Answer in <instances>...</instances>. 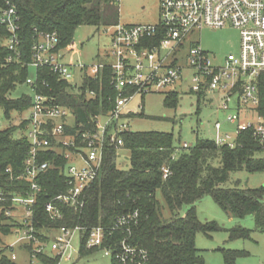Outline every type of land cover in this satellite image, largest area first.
Instances as JSON below:
<instances>
[{
  "label": "trees",
  "instance_id": "16d2710c",
  "mask_svg": "<svg viewBox=\"0 0 264 264\" xmlns=\"http://www.w3.org/2000/svg\"><path fill=\"white\" fill-rule=\"evenodd\" d=\"M13 5L19 18V56L12 55L4 41L6 29L0 26V108L8 118L10 112L21 115L31 105L30 95H21L13 100L8 94L19 85H25L29 77L27 64L31 61V46L34 32H56L60 47L72 43L73 34L82 26L114 27L118 22V0H0V11L6 3ZM149 45L156 43L150 40ZM12 55V61L8 57ZM40 81L49 83L50 90L38 92L53 96L56 104L72 111L73 126L66 127V133L73 135L78 130L93 129L92 119L105 115L113 107L117 93L110 87L112 69L104 67L96 79L81 73V84L74 86L70 81L59 80L47 69L37 71ZM258 106L255 114L264 118V73L258 79ZM92 92V95H89ZM201 100L197 96V102ZM164 104L176 107L177 93H169ZM132 115L127 114L124 118ZM82 125L81 128L79 126ZM25 129V122L10 125L0 131V190L5 196L25 192L28 184L23 180L15 181L23 171V162L29 151V144L22 138L14 137ZM123 149L129 152V168L119 170L116 165L117 152L114 146L104 149L103 161L97 180L87 193L81 212L59 205L62 219L51 221L44 205L65 190L62 168L65 161L53 150L40 155V161L49 162V168L39 177L43 192L32 207L33 228L38 237L47 239L62 227L74 226L109 227L116 217L138 211L140 218L133 226L129 237L117 232L102 245L118 250L123 238L147 253V264H204L195 246V237L201 233L209 237L211 233L222 230L216 223H201L196 216L194 205L203 197L213 202L230 218L251 217L256 230L264 231V188H225L229 175L244 171L249 174L264 171V148L249 131L239 132L235 137L236 146H217L213 140L196 139L195 144L183 148L175 156L173 134L158 132L126 131L120 135ZM9 169L10 173L6 170ZM169 175L163 178V170ZM9 207V203L5 204ZM189 207L184 216L179 211ZM167 212V216L165 213ZM21 225L11 217L0 213V235L8 236L12 230L16 234ZM228 240H247L250 231L235 227L226 231ZM43 233V234H41ZM23 249L30 251L27 245ZM101 248V249H102ZM101 249H86L80 242L79 257ZM223 264H235L243 253L219 249ZM46 264L57 263V258L40 255ZM111 264H120L112 257ZM12 261V260H11ZM0 264H11L5 257Z\"/></svg>",
  "mask_w": 264,
  "mask_h": 264
},
{
  "label": "built area",
  "instance_id": "2783aa9c",
  "mask_svg": "<svg viewBox=\"0 0 264 264\" xmlns=\"http://www.w3.org/2000/svg\"><path fill=\"white\" fill-rule=\"evenodd\" d=\"M0 26L7 32L4 47L12 55L19 56V18L15 7L8 2L0 11ZM228 27L239 36L237 55H228L216 66L212 63L215 56L204 52L199 43H193L185 62L178 61L190 33ZM108 31L112 62L89 67L78 61L68 62L69 57L81 56L74 43L61 48L56 32L33 30L35 40L31 46V61L27 64L28 69L33 70V77L29 75L25 81L31 91V105L21 120L25 122L21 137L29 144V151L21 175L14 179L27 183L28 190L10 197L0 190V213L21 225L14 245L29 246L28 253L33 259L44 255L48 248L59 264L62 259H70L67 254L76 234L86 249H101L113 234L121 232L129 237L131 228L137 225L140 215L133 211L116 217L109 227H62L42 239L33 228L32 207L43 192L39 177L50 166L49 162L40 161V155L53 150L65 161L62 168L65 190L50 199L44 210L51 221L62 219L59 205L76 212L83 210L87 193L98 178L105 147L119 149L122 146L120 135L129 131L124 117L130 112L125 108L138 95L173 92L174 87L183 82L188 84L187 92L200 96L201 100L207 94L219 95V109L234 111L226 116V122L235 127V137L239 132L249 131L264 148V118L254 112L259 102L258 79L264 73V0H159L158 23L129 26L119 23ZM153 39L156 43L150 46L148 42ZM12 55L8 62L12 61ZM106 66L112 69L109 85L117 93L113 107L107 114L93 117V129L68 135L66 127L73 126L72 111L57 105L55 97L38 92L41 88L49 91L50 85L39 82L37 71L47 69L59 80L70 81L74 69L96 79ZM138 108L142 109V105ZM214 131L215 145L236 146L235 137L223 132L220 122L214 123ZM168 175L164 169L163 178ZM7 203L9 207L5 206ZM16 209H22L24 215H16ZM118 248L104 247L101 251L120 264H147V253L131 245L126 238L120 241ZM11 260H15L14 255Z\"/></svg>",
  "mask_w": 264,
  "mask_h": 264
},
{
  "label": "rangeland",
  "instance_id": "374dc122",
  "mask_svg": "<svg viewBox=\"0 0 264 264\" xmlns=\"http://www.w3.org/2000/svg\"><path fill=\"white\" fill-rule=\"evenodd\" d=\"M118 22L124 26L129 25H152L159 22V0H118ZM111 36L108 28L104 27H79L73 34L72 43L80 51V57H69L68 62H76L86 66H94L98 63L110 64L112 59L109 57ZM185 46L181 52L179 62H185L189 46L199 43L200 48L210 56L214 55L212 63L216 66L222 64L228 55H237L239 48L238 33L231 28L211 31L203 29L200 32L190 33L185 41ZM29 75L33 77V70H29ZM70 83L79 87L81 84V71L74 69ZM187 83L177 84L173 92L178 95L176 107H167L164 104L166 96L170 90L161 93H150L144 96H136L127 104L125 111L132 113L124 120L132 132H158L173 134V146L177 148L175 156L195 144L196 139L212 140L215 135L214 123L222 124V131L233 134L235 137V127L226 122V116L232 114L219 109V95L207 94L204 100L197 102V96L187 92ZM31 95L30 89L26 85H19L14 91L8 94V99H17L21 95ZM142 105V109L138 107ZM233 106V102L230 103ZM28 113L23 112L19 115L10 112L9 117L5 116L3 109L0 108V131L10 125L21 123L22 117ZM18 131L14 137H21ZM116 165L119 170L126 171L129 168V152L118 149ZM264 188V171L249 174L244 171L232 173L228 181L224 184L225 188ZM264 203V197L262 199ZM197 219L201 223H216L222 230L211 233L209 237L199 233L195 237V246L203 258L204 264H223L222 254L219 249L237 251L244 254L239 257L235 264H264V231L255 229L251 217L243 219H233L226 215L213 200L205 196L194 205ZM189 207L184 206L179 211V216H184ZM16 215H24L22 209L15 210ZM167 216V212H164ZM15 214V213H14ZM14 218L20 220L14 215ZM241 227L250 231L247 240H228L227 230ZM16 231L12 230L8 236L0 235V259L5 257L11 264H46L45 260L36 256L31 258L29 253L22 250V246L14 245L16 241ZM13 245L11 249L10 246ZM80 241L76 234L72 241L71 249L67 256V261L62 259L59 264H111V259L104 256L102 251H96L79 257ZM43 255L47 258L49 249H45ZM15 255L16 260L11 261V256ZM52 258V256H51ZM58 262V260H57ZM55 264V263H53ZM57 264V263H56Z\"/></svg>",
  "mask_w": 264,
  "mask_h": 264
},
{
  "label": "crops",
  "instance_id": "0c3cea01",
  "mask_svg": "<svg viewBox=\"0 0 264 264\" xmlns=\"http://www.w3.org/2000/svg\"><path fill=\"white\" fill-rule=\"evenodd\" d=\"M229 28V27H228ZM225 29V28H224ZM232 29V28H231ZM237 32V31H236ZM239 37V36H238ZM238 52H239V48H238ZM207 53V52H206ZM212 56H214V55H212ZM22 250H24L26 253H28V251L27 250H25V249H22ZM15 256V255H14ZM46 256H48V257H51L52 256V253L50 252V253H48V255H46ZM15 260H16V257H15ZM14 260V261H15Z\"/></svg>",
  "mask_w": 264,
  "mask_h": 264
}]
</instances>
